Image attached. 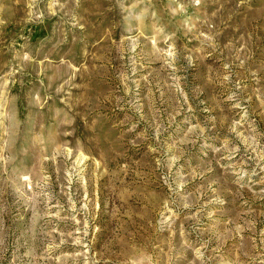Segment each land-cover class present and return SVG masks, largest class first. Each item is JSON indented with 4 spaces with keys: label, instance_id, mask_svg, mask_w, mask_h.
<instances>
[{
    "label": "rangeland",
    "instance_id": "rangeland-1",
    "mask_svg": "<svg viewBox=\"0 0 264 264\" xmlns=\"http://www.w3.org/2000/svg\"><path fill=\"white\" fill-rule=\"evenodd\" d=\"M0 264H264V0H0Z\"/></svg>",
    "mask_w": 264,
    "mask_h": 264
}]
</instances>
